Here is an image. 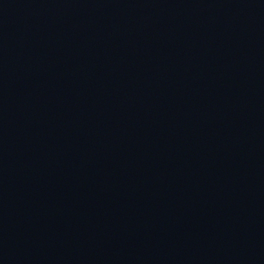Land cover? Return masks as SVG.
Listing matches in <instances>:
<instances>
[{
	"label": "water",
	"instance_id": "water-1",
	"mask_svg": "<svg viewBox=\"0 0 264 264\" xmlns=\"http://www.w3.org/2000/svg\"><path fill=\"white\" fill-rule=\"evenodd\" d=\"M0 264H264V0H0Z\"/></svg>",
	"mask_w": 264,
	"mask_h": 264
}]
</instances>
